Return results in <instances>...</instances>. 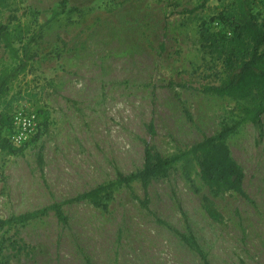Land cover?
Here are the masks:
<instances>
[{"label": "rangeland", "instance_id": "374dc122", "mask_svg": "<svg viewBox=\"0 0 264 264\" xmlns=\"http://www.w3.org/2000/svg\"><path fill=\"white\" fill-rule=\"evenodd\" d=\"M60 1L16 0L15 16L36 33L37 56L14 84L12 113L31 110L38 123L26 142L0 149V217L72 199L115 181L117 172H136L144 140L170 157L223 127H235L226 143L244 170L251 202L234 192L211 198L225 219L217 224L203 210L209 190L195 163L187 167L192 182L178 163L151 182L152 214L124 187L114 190L107 212L73 202L63 207L66 225L49 214L3 230L0 264H202L157 219L192 237L209 264H264V114L253 125L230 98L196 90L212 66L199 48V26L219 29L210 19L231 0L198 9L202 0H68L50 20ZM255 9L263 13L264 0ZM170 81L187 88L172 90ZM0 135L8 139L10 130ZM130 187L142 195L139 182Z\"/></svg>", "mask_w": 264, "mask_h": 264}, {"label": "trees", "instance_id": "16d2710c", "mask_svg": "<svg viewBox=\"0 0 264 264\" xmlns=\"http://www.w3.org/2000/svg\"><path fill=\"white\" fill-rule=\"evenodd\" d=\"M209 0H202L195 7L203 8ZM257 0H231L210 21L217 22V30L210 29L204 23L198 29L199 48L209 58L208 81L196 90L206 95L227 97L238 103L243 121L257 125L264 114V12L255 9ZM68 0L59 2V9L53 11L50 20L57 18L66 11ZM16 0H0V129H9L11 133V116L13 112V87L21 76L30 72L31 64L36 59L32 50L35 34L27 24L21 23L15 16ZM194 9V10H196ZM8 12L7 21L1 15ZM191 12V11H190ZM162 48V47H161ZM217 64L218 66H216ZM172 90L186 89V84L169 82ZM47 115V112H44ZM149 134L155 135L153 122L147 125ZM235 127H223L217 134L206 136L189 149L164 157L150 141L143 142V164L140 169L130 175L117 172L113 182L101 184L72 199L53 202L39 210L0 217V233L9 228L41 219L49 214L57 221L66 225L68 219L63 207L73 202H88L93 207L107 212L113 199L114 190L124 187L139 207L149 214V187L155 179L166 178L174 165H184V177L192 182L187 167L195 163L197 175L208 188L209 195L202 197V207L206 215L217 224H224L223 215L215 208L211 198L234 192L251 202L244 190L245 173L242 166L232 157L226 138ZM9 138L0 135V149H10ZM13 146V145H12ZM36 164L43 175V149L37 153ZM139 182L142 195L131 189V183ZM156 222L165 226L177 238L198 255L202 264H209L196 241L157 219ZM18 247V246H17ZM17 249L23 250L22 247Z\"/></svg>", "mask_w": 264, "mask_h": 264}, {"label": "built area", "instance_id": "2783aa9c", "mask_svg": "<svg viewBox=\"0 0 264 264\" xmlns=\"http://www.w3.org/2000/svg\"><path fill=\"white\" fill-rule=\"evenodd\" d=\"M38 123L37 115L31 110L18 109L11 116V133L9 142L21 145L26 142Z\"/></svg>", "mask_w": 264, "mask_h": 264}]
</instances>
